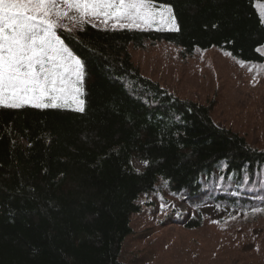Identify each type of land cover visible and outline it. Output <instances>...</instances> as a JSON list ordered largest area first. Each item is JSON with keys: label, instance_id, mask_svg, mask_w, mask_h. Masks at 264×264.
I'll return each mask as SVG.
<instances>
[{"label": "trees", "instance_id": "16d2710c", "mask_svg": "<svg viewBox=\"0 0 264 264\" xmlns=\"http://www.w3.org/2000/svg\"><path fill=\"white\" fill-rule=\"evenodd\" d=\"M159 3L172 7L179 31L89 23L71 36L60 33L85 64L83 112L0 108V264H125L122 245L139 199L157 190L185 200L190 229L208 211L220 214V224L263 211L255 197L264 195L256 178L264 150L217 124L211 104L182 99L143 76L129 46L165 41L185 55L219 48L262 63L257 4L264 0Z\"/></svg>", "mask_w": 264, "mask_h": 264}, {"label": "rangeland", "instance_id": "374dc122", "mask_svg": "<svg viewBox=\"0 0 264 264\" xmlns=\"http://www.w3.org/2000/svg\"><path fill=\"white\" fill-rule=\"evenodd\" d=\"M258 9L264 19V3H258ZM94 22L108 29L113 23L109 21L105 27ZM64 23L71 27L68 20ZM149 28L167 29L159 24L139 29ZM259 51L264 55V45ZM129 53L143 76L182 99L211 104L217 124L231 128L245 136L249 145L264 150V71L256 70L264 62H254L253 71H249V64L242 67L238 62L241 60L219 48L185 55L181 47L165 41H147L143 47L131 44ZM62 108L76 109V105ZM134 164L138 169L144 166L138 160ZM256 178L260 192L264 171ZM164 192L157 190L139 199L140 212L132 216L133 233L122 245V262L264 264V209L227 217L222 224L220 214L208 211L203 224L190 229L184 223L187 217L193 218L192 209L182 198ZM244 200H249L248 196ZM255 201L264 205V195L261 199L255 197Z\"/></svg>", "mask_w": 264, "mask_h": 264}, {"label": "snow or ice", "instance_id": "6c2138e0", "mask_svg": "<svg viewBox=\"0 0 264 264\" xmlns=\"http://www.w3.org/2000/svg\"><path fill=\"white\" fill-rule=\"evenodd\" d=\"M94 21L105 27L112 21L113 29L159 24L179 31L172 7L159 0H0V108L74 103L83 112L85 64L60 33L71 36L89 23L98 27ZM238 62L253 71L254 62ZM256 70L264 71V64Z\"/></svg>", "mask_w": 264, "mask_h": 264}, {"label": "bare ground", "instance_id": "6f19581e", "mask_svg": "<svg viewBox=\"0 0 264 264\" xmlns=\"http://www.w3.org/2000/svg\"><path fill=\"white\" fill-rule=\"evenodd\" d=\"M105 29H108V28H105Z\"/></svg>", "mask_w": 264, "mask_h": 264}]
</instances>
